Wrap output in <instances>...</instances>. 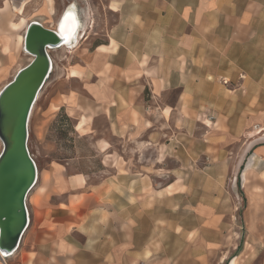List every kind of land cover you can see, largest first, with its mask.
Instances as JSON below:
<instances>
[{"label": "crops", "instance_id": "obj_1", "mask_svg": "<svg viewBox=\"0 0 264 264\" xmlns=\"http://www.w3.org/2000/svg\"><path fill=\"white\" fill-rule=\"evenodd\" d=\"M86 1L87 11L95 8L94 0ZM9 2L8 8L4 2L0 6V76H11L3 84L32 60L24 49L28 25L54 29L58 11L53 0ZM104 3L115 21H102L103 36L92 37L102 40L90 46V37H83L86 48L76 43L63 76L71 85L49 94L45 108L64 109L74 120L77 135L91 141L100 157L101 175L70 173L57 163L37 170L25 197L28 223L16 249L0 251V264H178L170 253L175 232L183 237L181 249L188 257L181 264H208L207 252H222L203 237L207 229H222L225 221L230 225L236 215L225 187L230 167L222 150L239 138L243 124L253 122L254 112L233 116L222 109L220 96L202 95L201 88L212 83L207 76L226 75L218 68L207 71L205 62L235 61L230 74L235 81L244 78L239 84L246 91L245 106L256 107L249 87L254 74L264 77V0ZM74 6L70 0L61 13L75 12ZM5 12L9 21L1 18ZM18 18L25 24L13 30L8 24ZM255 59L260 63L254 68ZM260 90L264 97V79ZM197 122L204 133L193 129ZM243 154L242 169L252 160L242 184L250 195L247 243L255 254H264V139H247ZM175 195L186 197L197 226L175 228L173 208L159 211L158 204ZM246 251L231 244L223 253L227 264H244Z\"/></svg>", "mask_w": 264, "mask_h": 264}, {"label": "rangeland", "instance_id": "obj_2", "mask_svg": "<svg viewBox=\"0 0 264 264\" xmlns=\"http://www.w3.org/2000/svg\"><path fill=\"white\" fill-rule=\"evenodd\" d=\"M48 1L51 3L52 0ZM69 1L70 0H53V2L57 3L58 8L54 19L52 18L51 21L52 23L57 21L55 27L57 26L61 15L66 11L65 10L61 13V10L64 8V4H68ZM94 1L96 2L95 8L87 11L86 0H72L74 4L76 3L74 7L75 13L79 20V25L77 28V33L79 32V35L77 36L76 41L74 40L75 43L72 44L73 48L68 44L49 51L54 69L52 73L50 72V76L48 75L49 77L46 78L39 96L34 103V106L32 105L29 119V137L27 140V146L31 157L36 164L37 170L45 169L50 164L57 163L65 165L67 167V171L70 173L78 171H87L88 173L92 172L94 174V179H97L101 175V172H99L101 168L99 162L100 157L94 151L91 141L80 138L77 135L74 129V120L67 116L64 109H59L55 112H50L45 109L49 94L53 93L55 90H60L61 88L71 85L70 82L66 81L63 77L69 63L73 60V58H70V52L78 44L82 43L83 37H90L88 40L90 46L91 43L97 40H102V38H92L94 36L98 37L99 35L100 37L103 36L102 34H104L106 29L103 27L104 25L102 21L108 20L110 22H114L116 19L114 14L108 13L105 11L104 7L102 8V4H105L104 0ZM3 2L4 7L8 8L10 5L9 0H0V6L3 4ZM13 2L18 3L20 0H13ZM88 3L91 2L89 1ZM1 16V18L4 20L9 21V12H5ZM11 23L8 24L10 27ZM6 30L7 28L2 29L3 32ZM20 38L21 36H18L19 43H21ZM81 45H83V43ZM83 47L86 48V44H84ZM7 49L6 43L3 47V50L6 51ZM231 62L235 61L206 60L205 65L207 71H213L218 68L226 73V75L207 76L206 78L212 83L205 84V86L201 88L202 95H206V97L211 96L215 99L217 97L219 98L220 96L222 100V109L227 110L229 113L231 112L233 116L238 113L240 117L244 118L247 111L248 113H252L251 111L253 110L254 114H250L253 116V122L243 124L239 138H237L235 142L226 145L225 147L227 150H222L223 153H226L223 158L228 161L230 167V173L224 180L225 187L231 191L232 199L235 201L233 206L236 210V215H234L235 217H231L232 220L230 221V225L228 224L229 221H225L227 223L224 224V228H215L212 230L207 229L205 231V236H203L204 239L210 240L207 241L212 242L216 247L220 246L222 249V252H207L208 257L206 259L208 264H227V259H225L226 253H223V250L225 247L232 244L233 246H237L238 250L243 248L248 250L242 256L244 264L248 259H252L250 260V264H263L264 254L262 252L260 254H255L253 252V246L250 245L251 243H247L246 236L245 220L250 195L247 191V188L242 184L245 185L246 183V180L244 179L247 176V171L251 166L252 160L246 164L244 169H242L243 165H241V163L243 160H245L243 146L246 140L254 138L264 139V110L260 108L262 107L261 105L264 104V97L260 90L261 80L264 79V77L258 74H254L252 77H250L253 79V82H250L249 94L251 95V101H253L256 105L255 108L250 109L245 106L246 91L239 84V80H243L244 78L240 75L238 76L239 80L235 81L236 77H233L230 74L232 66ZM238 63L245 64V60L238 61ZM253 63L255 68L256 65L260 63V60L255 59ZM69 72L71 73V71ZM10 77L9 75L0 76V90L5 84L9 82L8 81L7 83L3 84L9 80ZM190 78L191 80L194 78L197 80L196 76H191ZM213 82L215 85H220L222 91H219L217 86L214 88ZM228 94H231V96H227ZM174 96L175 93H173L172 97ZM199 121L210 125V121L207 119L202 118L199 119ZM201 125L202 124L200 122H197L193 129L195 131L204 133V129L201 127ZM178 129H181V127L179 126ZM262 141L263 140H257V142ZM258 158L259 157H254V161H258ZM206 161H208L207 158L204 159L205 163ZM198 163L201 164L202 161ZM215 169H217V167ZM241 169L242 175L240 179ZM188 204L189 203L187 202L185 196L175 195L171 202L159 203L158 208L159 211L162 209L165 210L167 207H170L171 211V207L173 208L172 213L174 217L173 222L175 224V228L181 225L186 227L197 226L198 220L191 218V214L189 210H187V206H190ZM182 240L183 237L175 232L173 238L170 241L172 246V251L170 253L171 255L175 256L174 260L178 262V264H181L183 259L188 258L187 253L183 252L181 249L183 247ZM216 249L218 250L219 248ZM232 261H230L229 264H231Z\"/></svg>", "mask_w": 264, "mask_h": 264}, {"label": "water", "instance_id": "obj_3", "mask_svg": "<svg viewBox=\"0 0 264 264\" xmlns=\"http://www.w3.org/2000/svg\"><path fill=\"white\" fill-rule=\"evenodd\" d=\"M55 31L30 23L24 49L32 60L22 67L0 94V251L16 249L28 223L25 197L37 178L27 146V121L37 94L51 69L49 49L57 48ZM30 155V156H29Z\"/></svg>", "mask_w": 264, "mask_h": 264}, {"label": "bare ground", "instance_id": "obj_4", "mask_svg": "<svg viewBox=\"0 0 264 264\" xmlns=\"http://www.w3.org/2000/svg\"><path fill=\"white\" fill-rule=\"evenodd\" d=\"M76 4V3H75ZM17 8V7H16ZM73 9V8H72ZM68 13H71V15L75 18V25H73V22H72V20L71 19H69V20H65V16L68 14ZM19 19V18H18ZM26 21V20H25ZM25 21H24V18H20L19 19V21L18 22H12L11 23V27L14 29V30H16V29H18V27L20 26V25H22L23 23L25 24ZM64 25V27L62 28L61 27V25ZM78 25H79V20H78V17H77V15H76V13L73 11H65L62 15H61V17H60V19H59V21H58V23H57V26L55 27V29H52V30H54L55 31V34L58 36V38H59V41H58V44L56 45V47H60V46H63V45H72V44H74L75 43V41H76V38H77V36L79 35V32L77 33V28H78ZM77 34V35H76ZM73 37L75 38V39H73ZM22 38L23 37H21L20 38V41H22ZM24 39V38H23ZM71 39H73V40H75V41H72ZM51 70L52 69H50V71H49V74L48 75H50V72H51ZM20 71V69L17 71V72H19ZM16 72V73H17ZM76 72V71H75ZM71 73H74V71L73 70H71ZM75 74V73H74ZM16 75V74H15ZM14 75V76H15ZM48 75H47V77H48ZM13 76V77H14ZM46 77V78H47ZM13 79V78H12ZM11 79V80H12ZM10 82V81H9ZM9 82L7 83V84H5L2 88H1V90H0V94L2 93V91H3V89H5L6 87H7V85L9 84ZM1 136V135H0ZM2 137V136H1ZM1 137H0V143H1V151L3 150V147H4V145H3V142H2V140H1ZM1 153V152H0ZM30 156V155H29ZM32 158V157H31ZM244 180H246V178L244 179ZM35 184V183H34ZM34 184H33V186H34ZM32 186V187H33ZM21 238V237H20ZM2 252H5V250H3L2 249ZM231 264H233V261L231 262Z\"/></svg>", "mask_w": 264, "mask_h": 264}, {"label": "snow or ice", "instance_id": "obj_5", "mask_svg": "<svg viewBox=\"0 0 264 264\" xmlns=\"http://www.w3.org/2000/svg\"><path fill=\"white\" fill-rule=\"evenodd\" d=\"M71 19L72 22H73V25H75V18L71 15V13H68L66 16H65V20H69ZM61 27L63 28L64 25L62 24Z\"/></svg>", "mask_w": 264, "mask_h": 264}]
</instances>
